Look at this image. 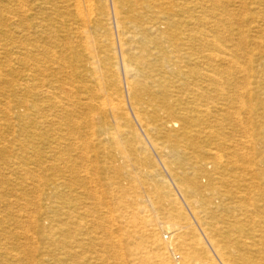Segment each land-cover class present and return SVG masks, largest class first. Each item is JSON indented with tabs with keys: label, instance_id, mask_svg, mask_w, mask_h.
Segmentation results:
<instances>
[{
	"label": "bare ground",
	"instance_id": "6f19581e",
	"mask_svg": "<svg viewBox=\"0 0 264 264\" xmlns=\"http://www.w3.org/2000/svg\"><path fill=\"white\" fill-rule=\"evenodd\" d=\"M225 1L111 0L118 30V62L134 117L159 155L179 157L187 150L183 147L201 134L221 148L233 133H240L239 140L230 139L232 146L210 149L205 154L211 157V172L220 175L223 182L221 199L231 201L227 210L237 216L229 227L239 233L245 227L258 228L261 236L258 239L252 233L243 244L225 246L212 237L211 243L220 264H264V199L258 206L250 198L251 193L259 200L264 197V167L257 161L254 141V133L261 127L256 119L264 114L257 109L263 97L264 77L258 75L255 57L263 62L264 52L258 56L249 48L254 45L264 49V0ZM8 2L17 8L5 13L7 16L0 13V23L13 18L16 21L14 34L19 50L14 49V54L21 69L14 72L0 68V86H8L0 91V139L13 138L0 142V181L5 177L7 181V172L21 181V186L39 192L41 198L32 204L26 194L20 193L14 202L19 210L0 216V240L11 245H6L4 255L13 260L12 264L23 259L27 264H51L48 259L56 252L59 255H55L54 264H125L126 260L113 259L125 254L122 251L127 245L133 264H171L155 224L140 218V205L136 203L133 208L134 202L126 198L127 180L121 177L120 164L133 160L145 170V149L126 113L113 70L115 56L105 24L106 4L97 0ZM229 4L253 14L263 9L246 20L254 25L250 29L256 31L258 41L249 40L241 31L237 40L232 39L236 43L227 40L231 35L226 37L221 30L226 14L217 12L226 10ZM233 13L229 12L228 20L235 21ZM5 36L8 39L10 31ZM9 46L2 45V50L6 52ZM210 122L220 130L228 127L230 135H215ZM20 136L27 140L18 143ZM176 177L190 196L200 189L184 174ZM132 191L134 188L129 193ZM155 193L161 200L158 189ZM2 202L4 209L11 210L12 202ZM117 206L132 217L115 218ZM198 206L202 207L199 223L217 231L211 203L200 202ZM166 211L175 221V214ZM8 217L14 221L18 235L1 228ZM166 225L168 231L175 227ZM35 234L47 244H42L43 255L40 260L37 256L38 261L20 251L37 252ZM16 235L24 245L16 241ZM177 238L187 250L183 264H204L189 252L201 243L191 248L182 236ZM7 259L2 257L0 264H8Z\"/></svg>",
	"mask_w": 264,
	"mask_h": 264
},
{
	"label": "rangeland",
	"instance_id": "374dc122",
	"mask_svg": "<svg viewBox=\"0 0 264 264\" xmlns=\"http://www.w3.org/2000/svg\"><path fill=\"white\" fill-rule=\"evenodd\" d=\"M97 1L100 4H106L107 9H108L107 14L105 15V24H108V26H109L110 34H111L110 37L113 41V55L115 56V59L113 62L114 63L113 64V70L116 74L117 80H118L119 85L121 87L122 99H123L124 104H125L126 113L129 117V120L131 122L132 127L135 128L133 130H134L135 134L138 136L140 144L145 149V156H144V158H145V160H144L145 170H142L143 168L140 170L138 168V166H136L134 164L133 160H128L127 162L124 161L123 163L120 164V169L122 171L121 172L122 173L121 174L122 179L129 181V182H127V181L124 182L125 183L124 187L126 189L125 192H126V194L129 195L127 197V195L125 194L126 198H127V200L131 199L134 202V203L132 202L133 205L131 204L133 208L137 207V206H134L136 203L138 205H140V209L142 210L140 213L141 214L140 218H142V216H143V218L145 217V220L151 221V223L153 225L155 224V226L157 227V228L155 227V229L158 230V231L157 230L156 231H157V233H159L158 234L159 239L161 240L162 247L164 248L165 253L168 256L167 258L169 260V263H171V264H183V259L187 253V250L185 251L184 248L181 247L179 240L177 238L179 236H182L185 239V241L192 246L191 248H193V246L195 247L196 243L202 244V245L200 244V247H195L193 250H190V251L188 250L190 253L192 252L191 256H193V258L200 259L201 261L200 260L199 261L204 262V264H210L209 263L210 261L212 263L214 262V264H220V259L216 255L215 249L211 243L212 237H214V239H217L221 245L225 246V245H229V244L235 243V242L236 243L238 242L239 244H243L244 242L247 241L246 238L249 236V234H252V233L259 236V237H257L258 239L261 236L260 233L257 232L258 228L255 229L253 227H245L244 231L242 233H239L238 230L234 229L233 227H229V225L233 224V222L236 220V218H234V217H237V216L231 214L227 210V208L231 206V201H229L226 198L221 199L222 198L221 196L224 195V193L219 192V190H221V191L224 190V188L222 187L223 182L221 180L220 175H218V174L216 175V174L211 172L212 169L210 168L211 167L210 164H211L212 160H211L210 156H206V154H205V152H207L210 149L215 150V148H216V149L223 150L224 145L225 146L226 145L232 146V144H230L232 142L231 141L232 137H233V140L234 139L239 140L240 139V133H233L232 137L227 136V137H231L230 138L231 140L228 139L229 142L223 141L224 145L221 148H217V144H215L216 143L215 140H213V142H210L211 140H208L205 137V135L201 134V136L196 141H194L192 144H191V142H189L187 144V147H183L187 150H186L185 154H180L179 157H177V156L173 157L169 153H165V155L163 154L162 156L159 155L158 153H156L153 150L149 139L144 135V133L142 132L138 122L136 121L134 114H133L131 104H130V100H129L128 95H127V89H126V84H125V79H124L125 75H124L120 61L118 62V58H120L119 49H118V46H119V44H118V32H117L118 30H117L116 22H115L114 9H112V2H111V0H97ZM226 2H229V0L228 1L226 0L225 4H227ZM4 3L6 5H4ZM8 4H9L8 0H3V1L0 0V13L1 14L6 15L5 13H8V11L13 12L17 8L15 3L14 4L10 3V5H8ZM230 5L231 4H229V6L226 8V10L224 8L223 9L220 8L221 10L219 9V11L217 12V14H221V13L226 14L224 21L225 20H227V21L224 22L225 23L223 25L224 27L222 26L221 30H222V32L224 31L223 33H224V35L226 34L225 35L226 37L231 35V37L230 36L227 37V40L236 43L232 39L237 40L239 38L238 37L239 35L237 33L241 31L242 33H246L245 35L247 36V38L249 40L253 41L252 38L257 37L258 34L256 35V33H255L256 31H251L250 28L253 27L254 25L250 24V23L248 24L246 22V20H250L251 17L254 16V14L256 15V13H258L259 11H262L263 9L262 10H260V9L256 10V11H254V14H253V12L246 10V8L245 9L244 8H238V7H234V5H231V6ZM229 12H230V14L234 12L233 13L234 16L232 18L235 17V21L228 20V19H230V17L228 16ZM243 21L245 23H243ZM4 23H6V24H4ZM7 23H8V25H7ZM15 23H16V21L14 18L11 20L3 21L2 23H0V25H1L0 26V46H1V48H0V61H1L0 62L1 63L0 68L3 71L13 69L14 72H19L21 69V66L19 65V61L16 60L17 55L14 54L15 50L16 51L19 50L18 44L16 43L18 36H16L17 33L15 32V29H16V26L14 25ZM231 24H233V25H231ZM231 26H233V27H231ZM236 26H237V28H236ZM238 29H239V31H238ZM6 31H10V37L8 39L5 36ZM14 33H16V34H14ZM254 41H258V39L255 38ZM5 44L10 45L8 50H6V52L4 50H2V45H5ZM253 46L249 47L250 50L252 51V53L257 54L259 56L260 52H262V51L264 52L263 48H261V47L258 48V47H255V46L253 47ZM255 59L256 60L258 59L257 60L258 63L257 62L255 63L256 69L258 68L257 69L258 75L263 78L264 77V69H263L264 67H261V66H264V61L261 62L258 57L257 58L255 57ZM16 62H17V64H16ZM3 63H5L6 65L5 64L3 65ZM117 65H118V67H117ZM15 68H17V70H15ZM5 73L8 75V73L6 71H5ZM16 77L19 78V73L16 74ZM123 87H124V89H123ZM7 89H8V86L5 84L0 86L1 92L4 90H7ZM261 93H262L263 97L260 100L261 102H259V104L257 105V109H260L262 111V110H264V88L261 89ZM2 119H4V121H5L6 118H2ZM256 123L259 124V126H261V127L258 128L260 131L257 130L254 133L255 134V140L254 141H255V146H256L255 152H256V156H257V161H262L260 163V165H261L260 167H264V114L261 115V117L256 119ZM20 125L23 126L22 123H20ZM209 125L211 126V130L214 132L215 135H217V134L227 135L228 133L231 132V129H227L228 127L220 130V127L215 123L213 124V122H210ZM25 126L27 128H29V125L25 124ZM199 128L202 129L204 127H199ZM228 135H230V134H228ZM23 136H20L17 138L18 143L19 142L22 143V142H25L27 140V139L25 140V137H23ZM3 139L4 140L0 139V142H4V141L8 142V141L12 140L13 138H12V136H8L7 138H3ZM5 139H7V140H5ZM5 144H7V146H8V143H5ZM188 155H190V156H188ZM129 167H130V169H129ZM205 172H206V174H204ZM6 173L7 172H5V176H8L7 181H6V177H5V180H3L4 182L0 181V184H1L0 185L1 186L0 191H1L2 196H3L0 199V206H1L0 207L1 208L0 216L1 217L9 215V212H13L15 214L19 210V207L17 205H15L14 202L16 200L15 198L20 193L26 194L27 199H29V201L32 202V204H36L35 201H38V199L41 198V194L39 192L31 190L32 187L21 186L19 184V182H21V181L14 180L15 179L14 177H10L8 175V173L7 174ZM176 174H184L185 179L196 182L200 186V189L197 191H194V193L190 196L180 187V184H179L178 178L176 177ZM16 177H18V175ZM211 177H213V178H211ZM148 178H150V180ZM10 181L12 182V184ZM261 184L264 185V180L261 182ZM6 188L9 190V192L11 191L9 194H8V190H6ZM133 188H134V191L129 193L130 189L133 190ZM128 189H129V191H128ZM155 189L159 190V194H160L159 196L161 197V200L157 199ZM243 189L244 188H242V190ZM31 196H34L35 198L33 199V197H31ZM163 196L164 197L166 196L165 199H167V201L163 198ZM4 197H6V198H4ZM9 197H11V198L13 197V199H11ZM250 198L252 200L255 199V201H257L258 206H262V204H263L262 200L264 199V197H262V198L260 197L261 199L259 200L258 197L254 198L253 194L251 193ZM2 200L3 201L8 200V201L12 202L13 205L10 206L11 210L7 211L6 209H4L2 207V205H3ZM208 201L211 203V206H210L211 211L213 213V216L215 217L214 218L215 219L214 224L218 225L217 231H215V232L210 231L208 227L202 226L198 221V219L200 218L199 211H201V208H202V207H199L198 205L200 204V202H201V204L202 203L206 204V202H208ZM22 204H23V202H22ZM141 206H142V208H141ZM203 207H206V206H203ZM31 209L35 210L36 205L35 206L31 205ZM251 209H252V207H251ZM166 210L172 211L175 214V218H176L175 221H171L169 219ZM115 211H116L115 212L116 215L114 214L115 215L114 217L117 219H118V217L120 218V220L121 219H128V218L132 217V216L127 217L126 216L127 212L121 206H117ZM143 211H145V213H143ZM193 211L195 212V214ZM201 215L204 216V213H202ZM147 216H148V219H146ZM11 219H12L11 217H8L7 220L5 221V223L1 225V228L2 229L6 228L8 230L7 231L5 229L7 231V233H16L17 234L16 225H15L14 221ZM240 219H242L243 220L242 222H244L243 217H241ZM165 222H167L168 224L171 223V225H170L171 227H174V225H172V224H175V227L172 228L173 230L171 229L172 231L170 229L168 231V227L166 225L167 223H165ZM176 224H177V226H176ZM201 226H202V228H201ZM164 228H166V229H164ZM186 228H187V231H186ZM203 229H205V230H203ZM126 231L128 232L127 229H126ZM173 231H175L177 233L174 234ZM35 235L34 236L37 237V240H35L36 242H35L34 247L37 248L36 249L37 252L36 251H34L33 253H30L29 251L26 252V249L25 250L21 249L20 251H22L21 254L25 255V257L29 256V257L34 258L38 261V258L40 260L42 258V255H43V253H40V252H42L43 245H44V247H47V244H46V242H42L40 240V236L38 234H35ZM175 236H177V237H175ZM14 238L16 239V241L17 240L20 241L19 243H21L20 244L21 246L25 244V241L23 239H19L20 238L19 236L14 237ZM173 238H175V239L172 242ZM1 241H4V242H1ZM0 242H1L0 243V260L2 257H6V258H8L7 259L8 264H12L13 260L9 259V257L6 254L4 255V252L6 251L7 246L9 245L8 246V248H9L11 245L9 244L8 241H6L4 239H1ZM126 246L122 252H124L125 254H128V255L125 256V254L122 253L121 254V255H123V258H122V256L120 254H119V256L117 254V256H115V260L113 259L114 262H116L117 258H119L120 260H124V261L126 260L125 264H131L133 262V259L130 257L128 249L126 248ZM51 249H53V248L50 247L49 250H51ZM51 251H53V250H51ZM56 254L59 255L58 252H56L55 254L53 253L49 257V259H48L49 263L52 264L54 262ZM37 256H39V257L37 258ZM24 260L25 259H23V262H21V263L18 262L16 264H19V263L20 264H27V262H24ZM207 261H209V262L207 263Z\"/></svg>",
	"mask_w": 264,
	"mask_h": 264
}]
</instances>
